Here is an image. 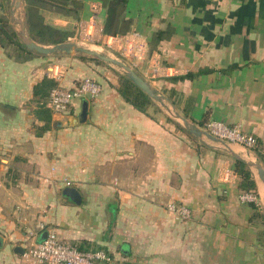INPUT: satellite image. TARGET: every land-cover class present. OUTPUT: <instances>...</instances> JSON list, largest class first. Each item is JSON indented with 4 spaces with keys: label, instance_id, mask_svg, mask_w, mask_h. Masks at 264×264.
I'll list each match as a JSON object with an SVG mask.
<instances>
[{
    "label": "crops",
    "instance_id": "0c3cea01",
    "mask_svg": "<svg viewBox=\"0 0 264 264\" xmlns=\"http://www.w3.org/2000/svg\"><path fill=\"white\" fill-rule=\"evenodd\" d=\"M80 2L77 19L40 14L73 36L93 17L98 46L123 58L165 107L153 100L141 111L127 102L114 64L0 43V264H23L30 233L39 241L49 231L106 251L111 264H264L259 178L248 166L259 201L243 203L235 169L239 157L264 170V0H126L130 29L116 36L102 33L101 0ZM24 5L0 0V17L17 35L24 22L28 36ZM158 31L165 34L156 41ZM132 40L138 48L128 45L129 54ZM187 73L195 75L171 80ZM43 77L66 88L88 77L101 91L54 116L50 90L36 92ZM169 109L199 128L211 120L236 126L258 144L248 150L197 136ZM168 202L183 203L191 216L178 220Z\"/></svg>",
    "mask_w": 264,
    "mask_h": 264
},
{
    "label": "built area",
    "instance_id": "2783aa9c",
    "mask_svg": "<svg viewBox=\"0 0 264 264\" xmlns=\"http://www.w3.org/2000/svg\"><path fill=\"white\" fill-rule=\"evenodd\" d=\"M94 18L87 22H80L74 32L73 38H80L91 43L97 42L98 34L94 29ZM138 48L135 40L125 45L127 53L131 47ZM130 45V46H128ZM128 46V47H127ZM134 50V49H133ZM101 91L98 81L84 77L77 85L66 88L57 85L50 89L48 105L54 116H64L74 100L95 98ZM208 134L224 141L227 144H238L252 150L258 142L255 136L248 134L236 126H229L223 122L211 120L205 122L201 128ZM66 184H69L66 181ZM238 198L243 203H258V195L252 191H242ZM178 220H186L191 216L190 209L183 203L168 202L165 206ZM22 259L28 264H111L113 258L104 250H88L60 240L54 231L47 232L41 240H36L35 235L30 233L28 246L22 253Z\"/></svg>",
    "mask_w": 264,
    "mask_h": 264
},
{
    "label": "trees",
    "instance_id": "16d2710c",
    "mask_svg": "<svg viewBox=\"0 0 264 264\" xmlns=\"http://www.w3.org/2000/svg\"><path fill=\"white\" fill-rule=\"evenodd\" d=\"M24 1L25 27L30 39L44 45H53L65 42L67 40V37L71 35V31L45 23L40 11L42 9H49L61 14L62 16L77 19L78 11L81 7L80 0ZM101 1L102 5L106 8V17L102 28V33L110 36H116L125 34L127 31H129L131 21L124 15L126 0ZM164 32L165 31L156 32L154 39L158 41L164 36ZM0 43L13 44L15 45L16 49L22 53H32L31 50H28L24 46L23 42L18 38L17 33L14 30L8 28L7 21L3 20L1 17ZM92 58H94L96 61H100V59L96 57L92 56ZM194 75L195 73H187L182 76L172 77L171 80L174 81L192 78ZM55 86H57V84L53 79L43 77L38 86H36V92L41 88L50 90ZM117 90L127 102L141 111H144L148 105L153 103V99L150 98L145 92L140 90L124 73L118 76ZM168 100L174 104L173 100H171L169 97ZM235 169L241 177L240 188L245 191H252L257 194L256 183L247 163L243 159H237L235 162Z\"/></svg>",
    "mask_w": 264,
    "mask_h": 264
},
{
    "label": "water",
    "instance_id": "95a60500",
    "mask_svg": "<svg viewBox=\"0 0 264 264\" xmlns=\"http://www.w3.org/2000/svg\"><path fill=\"white\" fill-rule=\"evenodd\" d=\"M19 2V0H17ZM20 26H21V30L19 33V37L21 39V41L23 42L24 46L31 51L37 52L39 54H51V53H74V52H81L83 54L89 55V56H93L96 57L104 62H108L111 64L116 65L117 67L121 68L124 72V74H126V76L143 92H145L150 98H152L154 101H156L158 104H160L161 106L165 107L162 99L163 96L161 94H159L155 88H153L147 81H145L139 74H137L130 66H128L125 62H122L120 60H118L115 57L97 52L95 50L89 49V48H84L79 46L78 43L76 42H72V41H65L62 43H57V44H53V45H42L39 44L35 41H33L32 39H30L28 36H26L25 34V30H24V22H20ZM86 104L87 102L84 100L82 102V109H81V113L79 116V121H83L85 119L86 116ZM174 117H176L178 120H181V122L183 123V125L193 134L197 135V136H204L210 140L216 141V142H221V143H225L224 141L208 134L207 132H205L203 129L197 127L195 124L189 122L188 120H186L185 118H183L182 116H180L179 114L174 112ZM238 159H240L239 157H237ZM248 166L255 168L256 170V174L259 178V180L262 182V184L264 185V170L260 164V162L258 161H247L246 162ZM63 194L67 195L68 197H70L72 200H74L75 202L79 201V195L76 189L72 188V187H66L63 190ZM263 197H264V193H263ZM46 236V232H43L41 234V236L39 237V240L43 239ZM20 251V250H19ZM117 264V263H115Z\"/></svg>",
    "mask_w": 264,
    "mask_h": 264
},
{
    "label": "rangeland",
    "instance_id": "374dc122",
    "mask_svg": "<svg viewBox=\"0 0 264 264\" xmlns=\"http://www.w3.org/2000/svg\"><path fill=\"white\" fill-rule=\"evenodd\" d=\"M9 28V27H8ZM10 29V28H9ZM73 32H74V30H73ZM71 36H73L72 34H71ZM18 38L20 39V37H19V35H18ZM21 40V39H20ZM67 41H72V42H76V43H78L79 44V46H81V47H84V48H89V49H92V50H95V51H97V52H100V53H103V54H106V55H109V56H112V57H115V58H117L118 60H120V61H122V62H124L122 59L123 58H120V57H118V56H113V55H111V54H107L108 52H106L104 49H101L98 45H99V43H98V41L97 42H95V43H91V42H89V41H87V40H82V39H80V38H72L71 37V39H69V40H67ZM44 45V44H43ZM86 55V54H85ZM114 66V68H116L117 70H119L122 74L124 73L123 72V70L121 69V68H119V67H117L116 65H113ZM169 112H170V114L173 116L174 115V112L173 111H171L170 109H169ZM180 122H181V120H180ZM255 173H256V170H255V168H253L252 169ZM258 183H259V188H260V192H261V195H262V202H263V204H264V198H263V191H264V185L262 184V182L258 179ZM23 264H26L25 263V261H24V259H22V261H21Z\"/></svg>",
    "mask_w": 264,
    "mask_h": 264
}]
</instances>
